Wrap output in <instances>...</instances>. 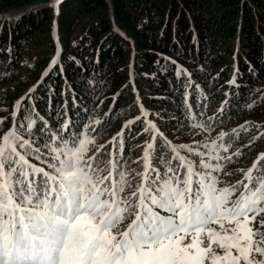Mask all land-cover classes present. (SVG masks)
I'll return each instance as SVG.
<instances>
[{
    "label": "trees",
    "instance_id": "trees-1",
    "mask_svg": "<svg viewBox=\"0 0 264 264\" xmlns=\"http://www.w3.org/2000/svg\"><path fill=\"white\" fill-rule=\"evenodd\" d=\"M39 1L0 0V13L19 11L0 19V111L33 85L0 132L14 121L33 142L28 159L47 167L46 142L97 121L107 137L133 118L117 144L133 175L152 132L135 118L136 93L159 112L153 120L177 129L179 146L192 147L176 139L202 117L214 138L264 148V0H61L57 12ZM154 143L171 155L165 139Z\"/></svg>",
    "mask_w": 264,
    "mask_h": 264
},
{
    "label": "snow or ice",
    "instance_id": "snow-or-ice-1",
    "mask_svg": "<svg viewBox=\"0 0 264 264\" xmlns=\"http://www.w3.org/2000/svg\"><path fill=\"white\" fill-rule=\"evenodd\" d=\"M155 139L125 194L132 184L122 161L101 167L87 156L92 138L46 142L50 171L26 158L33 142L18 132L0 138V264H264V232L252 227L264 213V153L242 180L218 187L219 163L200 160L210 169L201 171L171 142L172 155L157 153Z\"/></svg>",
    "mask_w": 264,
    "mask_h": 264
},
{
    "label": "rangeland",
    "instance_id": "rangeland-1",
    "mask_svg": "<svg viewBox=\"0 0 264 264\" xmlns=\"http://www.w3.org/2000/svg\"><path fill=\"white\" fill-rule=\"evenodd\" d=\"M53 2H54V0H41V1L38 2V5L37 4L36 5L37 6H40L39 4H43V3L44 4L53 5ZM17 15H19V11L18 12L11 11V12H7V13H0V19H9V20H12ZM28 62L29 61L26 60L25 63L27 64ZM32 86L33 85H31L26 91H23L21 97L25 96L28 93V91L31 90V87ZM262 86L264 88V85H262ZM133 87H134V90H135V86L134 85H133ZM0 91H2V88L1 87H0ZM136 95H137V99H138L137 100L138 107H140L142 109V112L145 115L149 113L150 115H153V117H154V113H157L158 111L155 110L154 113H153L154 108L151 107V106L149 107V105L146 106L145 104H142V102L140 100V97L138 96L137 93H136ZM17 102H18V100H16L14 102V104L11 105V108L12 109H15ZM11 112L12 111H3V112L0 111V118H3L5 116L9 115ZM158 114H159V112H158ZM244 120H246V119H244ZM151 121L154 123V125L157 127V129H160L161 132H163L164 134H166L169 137L168 140H169V142H171V145H173L172 139L175 136V131L177 129H175L174 127L170 129V128L164 126V125H161L159 122H156L153 119ZM242 123H245V121H243ZM5 131H6V129H4L3 131L0 132V138L5 135ZM217 132L218 131L208 133V132H206L202 128H194V129H190L189 128L188 132L185 133V137H183L181 139L179 137V138L176 139V141L177 142H184V143H187V144H189V143L190 144H193V148L196 147V146H202V144L207 143L203 147V149H206V146H208V145H210V147L208 148V150H205L206 152L203 153L204 154L203 155L204 157H203L202 160H204L205 162L211 163V164H217V163H219L221 165V168H223L225 165H227L230 161L232 163H234V161L237 160V162L235 163L236 165H234L231 168V170L229 171V173H231V174L234 173L236 175L235 177L237 178V176H239L245 170L246 166L248 165V163H250V161L253 158V156H255L259 151L255 155H254V152H251V153L245 154L242 158H238L237 156L236 157H233V158H235L234 160H232V157H231V160L228 159V156H227V158H225L226 157L225 156L226 151L219 150L218 143L215 142L214 139H213V135H215ZM95 142H96V144L99 143L96 140H95ZM214 147L215 148L217 147V148L214 150ZM201 152H202V150L200 149V153ZM187 153H189V152H187ZM192 154H196V153L193 152ZM217 155H219L220 157H224V159H220V160L212 159V157L217 156ZM232 179H234V178H232ZM232 179H229V180L231 181ZM218 187H223V186H219L218 185ZM261 219H264V215H262ZM126 227H127V225L125 226L124 223H123L121 225V227H120V230H123ZM256 255H258V254H256ZM258 258L261 259L262 257H258ZM242 264H243V262H242Z\"/></svg>",
    "mask_w": 264,
    "mask_h": 264
},
{
    "label": "clouds",
    "instance_id": "clouds-1",
    "mask_svg": "<svg viewBox=\"0 0 264 264\" xmlns=\"http://www.w3.org/2000/svg\"><path fill=\"white\" fill-rule=\"evenodd\" d=\"M242 122H243V121H242ZM242 122H241V123H242ZM241 123H239L238 125H240ZM253 145H254V142L250 145V146H251V149H253ZM239 146H241V145H239ZM239 146H238V147H239ZM259 147H260V146H259ZM261 149H263V148H261ZM253 150H254V149H253ZM257 151H258V150H257ZM239 152H243V151H239ZM248 153H251V152L249 151ZM243 156H244V152H243V154H242V157H243ZM242 157H241V158H242Z\"/></svg>",
    "mask_w": 264,
    "mask_h": 264
}]
</instances>
